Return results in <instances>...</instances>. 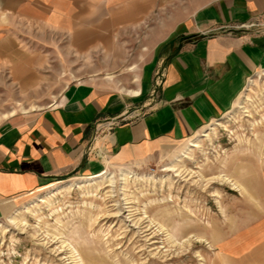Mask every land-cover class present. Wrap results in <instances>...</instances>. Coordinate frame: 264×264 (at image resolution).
I'll return each mask as SVG.
<instances>
[{"label":"rangeland","instance_id":"rangeland-1","mask_svg":"<svg viewBox=\"0 0 264 264\" xmlns=\"http://www.w3.org/2000/svg\"><path fill=\"white\" fill-rule=\"evenodd\" d=\"M207 1L123 0L120 28L7 25L0 124L52 108L72 83L133 90L181 7ZM256 27L264 23L248 28ZM248 82L235 109L179 149L71 173L15 203L0 217V264H264V71ZM133 114L99 122V133Z\"/></svg>","mask_w":264,"mask_h":264},{"label":"crops","instance_id":"crops-1","mask_svg":"<svg viewBox=\"0 0 264 264\" xmlns=\"http://www.w3.org/2000/svg\"><path fill=\"white\" fill-rule=\"evenodd\" d=\"M121 4L0 0V55L14 21L52 30L120 28ZM181 8L186 14L154 43L133 90L72 83L52 108L0 124V217L68 174L92 176L129 168L168 148L173 152L235 109L248 81L264 71V29L246 27L264 23V0H208ZM131 111L138 117L99 133V122Z\"/></svg>","mask_w":264,"mask_h":264},{"label":"bare ground","instance_id":"bare-ground-1","mask_svg":"<svg viewBox=\"0 0 264 264\" xmlns=\"http://www.w3.org/2000/svg\"><path fill=\"white\" fill-rule=\"evenodd\" d=\"M6 116H7V115H6ZM194 145H195V143H194ZM199 146H200V145H199ZM194 147H195V146H194ZM199 149H200V148H199ZM186 155H187V154H186ZM174 165H175V164H174ZM176 166H177V165H176ZM176 166H173V165H172V168H178V167H176ZM178 166H179V165H178ZM181 167H182V166H181ZM181 167H180V168H181ZM127 175H128V174H127ZM127 175H126V174L123 175L124 179L126 178ZM127 179H128V178H127ZM107 180H108V179H107ZM109 181H110V180H109ZM125 181H126V180H125ZM68 186H69V185H68ZM70 186H72V185H70ZM62 188H63V187H62ZM66 188H67V187H66ZM69 188H70V187H69ZM69 188H67L66 190H68ZM71 188H72V187H71ZM70 190H71V189H70ZM13 219H14V218H13ZM13 219H11V222H13V224H17L18 221H16V219H14V220H13Z\"/></svg>","mask_w":264,"mask_h":264},{"label":"built area","instance_id":"built-area-1","mask_svg":"<svg viewBox=\"0 0 264 264\" xmlns=\"http://www.w3.org/2000/svg\"><path fill=\"white\" fill-rule=\"evenodd\" d=\"M246 27H250V26H246Z\"/></svg>","mask_w":264,"mask_h":264}]
</instances>
